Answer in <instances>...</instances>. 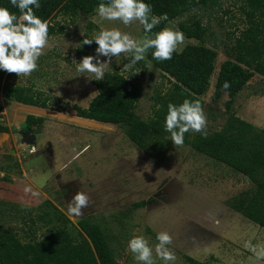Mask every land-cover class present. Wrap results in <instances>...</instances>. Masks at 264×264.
<instances>
[{
    "label": "rangeland",
    "instance_id": "obj_1",
    "mask_svg": "<svg viewBox=\"0 0 264 264\" xmlns=\"http://www.w3.org/2000/svg\"><path fill=\"white\" fill-rule=\"evenodd\" d=\"M243 7L244 0H223L195 12L208 29L204 45L218 54L208 90L200 97L207 134L220 130L230 115L264 130L263 76L255 73L230 108L227 93L218 101L212 98L221 65L233 60L235 41L248 28ZM179 22L168 28L181 31ZM51 24L59 33L49 36L38 68L27 76L13 73L9 81L34 87L49 100L52 110L27 111L26 105L5 104L0 95V106H4L0 124L10 129L0 135V226L28 242L30 224L21 222L16 212L1 202L37 209L49 201L67 216L68 202L82 190L89 194L91 203L81 217H67L76 227L87 217L105 227L113 238L116 264H138L127 249L133 235H143L154 246L156 233L164 230L173 236L169 247L176 257L174 264H190L186 257L203 264H264V258L257 259L251 250L253 246L264 247V229L227 205L228 200L253 187L243 175L187 143L174 145L170 140L165 151L147 153L128 139L125 127L85 122L72 110L75 105L87 108L97 95L96 80H89L93 74L76 70L84 56L95 55L94 42L83 44L84 38L108 28L140 38L142 25L138 21L124 25L105 20L97 12L74 20L59 13ZM183 35L176 51L200 44ZM130 56L121 53L113 57L105 73L117 70L143 86L135 116L149 120L154 97L166 92L169 83L153 66L143 73V60L125 68ZM30 114L44 118V124L32 126L24 134L20 129ZM194 133L198 132H190L189 140ZM26 187L30 191L25 192ZM44 232L41 229L37 237L41 239ZM156 264L163 262L156 258Z\"/></svg>",
    "mask_w": 264,
    "mask_h": 264
},
{
    "label": "trees",
    "instance_id": "obj_2",
    "mask_svg": "<svg viewBox=\"0 0 264 264\" xmlns=\"http://www.w3.org/2000/svg\"><path fill=\"white\" fill-rule=\"evenodd\" d=\"M223 0H146L160 23L152 33L180 21L177 26L188 39L199 45H188L181 52L175 51L170 60L157 61L151 56L152 49L142 61L143 73L150 66L161 72L168 81L166 92L153 99V116L142 120L135 116V109L144 95L143 86L117 70L105 73L103 80L95 81L97 95L87 108L73 106L78 118L102 124L125 127L128 139L147 153L166 150L171 140L164 130V118L168 104L182 103L184 99L201 100L209 87L218 57L214 49L206 47L208 29L197 16V11L208 10ZM102 0H40L41 7L34 9L36 15L48 22L49 36L59 33L51 24L52 19L62 14L74 20L80 16H93ZM107 3L108 0H103ZM0 6L8 7L19 16L9 0H0ZM242 10L248 28L236 39L233 60L225 61L217 74L213 100H220L223 93L230 97L228 108L235 97L252 80L255 73L264 77V0H244ZM185 19V20H184ZM93 24H90L92 28ZM90 30V29H89ZM63 32V28H60ZM144 29L142 25V35ZM94 42V48H96ZM13 73L0 70V95L5 104L22 105L52 110L49 100L32 86L11 83ZM230 82L225 90L222 85ZM0 106V112H2ZM44 118L28 116L20 131L28 133L32 126H42ZM10 129L0 124V134ZM185 133L184 143L196 152L223 164L243 175L253 184L250 190L227 201V205L252 223L264 229V130L259 129L235 115H230L222 128L211 134ZM15 211L21 222L30 224L29 241L21 240L17 233L0 226V264H116L112 248L113 238L100 223L87 217L77 222L71 220L49 201L34 209L24 205L1 202ZM35 212H37L35 214ZM45 229L39 239L38 232ZM190 264H203L186 257Z\"/></svg>",
    "mask_w": 264,
    "mask_h": 264
},
{
    "label": "clouds",
    "instance_id": "obj_3",
    "mask_svg": "<svg viewBox=\"0 0 264 264\" xmlns=\"http://www.w3.org/2000/svg\"><path fill=\"white\" fill-rule=\"evenodd\" d=\"M19 10V16L8 7L0 6V70L8 73L29 75L38 68V60L49 43L48 22L36 15L34 9L41 7L40 0H9ZM97 15L105 20L120 21L129 25L138 21L143 25L144 34L135 38L118 28L101 29L91 38H84L83 44L96 43L95 55H87L78 62L76 70L80 73H91L89 80L100 81L105 77V69L113 57L121 53L131 54L125 68L145 59L149 49L154 60H170L178 44L184 40L179 30L165 27L152 33V29L160 23V18L152 12L151 4L146 0H103L95 9ZM107 57L101 60V57ZM87 77V76H86ZM227 90L230 82L222 85ZM207 117L199 100L184 99L182 103H169L164 118V130L171 135L174 145L184 143L185 133L199 132L206 135ZM30 191L25 188V192ZM91 203L85 191H78L67 204L66 214L70 219L83 215ZM157 243L153 246L143 235H133L127 243V249L133 254L138 264H156L159 258L163 264H174L176 259L170 249L173 236L166 230L156 233ZM257 259L264 258V247H252ZM155 253V255H154Z\"/></svg>",
    "mask_w": 264,
    "mask_h": 264
},
{
    "label": "crops",
    "instance_id": "obj_4",
    "mask_svg": "<svg viewBox=\"0 0 264 264\" xmlns=\"http://www.w3.org/2000/svg\"><path fill=\"white\" fill-rule=\"evenodd\" d=\"M23 106V105H22ZM89 106V105H88ZM1 107H3L4 108V106H2L1 105ZM25 108L24 109H28L27 111H29V110H31L32 108L33 109H36V107H30V106H24ZM4 110V109H3ZM31 111H33V110H31ZM4 113V112H3ZM2 112H0V115H2L3 114ZM31 113H33V112H31ZM31 115V114H30ZM35 117H37V116H35ZM78 118V117H77ZM78 119H80V120H82V118H78ZM85 122H86V120L87 119H83ZM88 121H92V120H88ZM93 122H95V121H93ZM97 123V122H96ZM6 127H8L7 125H6ZM0 135H6L5 133H2V134H0ZM79 158V156L77 157V159ZM76 159V158H75ZM66 166H64V168H65ZM68 167V166H67ZM66 167V168H67ZM20 203H21V201H19ZM248 220V219H247ZM249 221V220H248ZM250 223H252L251 221H249ZM252 224H254V223H252ZM256 225V224H255ZM258 226V225H257ZM260 227V226H259Z\"/></svg>",
    "mask_w": 264,
    "mask_h": 264
},
{
    "label": "bare ground",
    "instance_id": "obj_5",
    "mask_svg": "<svg viewBox=\"0 0 264 264\" xmlns=\"http://www.w3.org/2000/svg\"><path fill=\"white\" fill-rule=\"evenodd\" d=\"M83 120V119H82ZM86 122H89L88 120H86ZM90 122H92V123H96V122H93V121H90ZM96 124H100V123H96ZM100 125H104V126H109V125H107V124H100ZM67 166V165H66Z\"/></svg>",
    "mask_w": 264,
    "mask_h": 264
}]
</instances>
